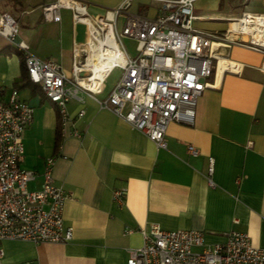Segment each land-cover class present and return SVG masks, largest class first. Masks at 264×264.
Masks as SVG:
<instances>
[{"label": "crops", "instance_id": "obj_1", "mask_svg": "<svg viewBox=\"0 0 264 264\" xmlns=\"http://www.w3.org/2000/svg\"><path fill=\"white\" fill-rule=\"evenodd\" d=\"M57 1L60 20H45L42 6ZM70 1L0 0V14L18 22L13 42L23 41L32 55L55 61L68 76L73 54L90 40L88 26L73 21ZM72 1L84 3L92 16L111 17L124 0ZM252 1L257 7L240 8ZM215 5L232 17L194 13L196 30L244 41L248 37L236 36L229 27L241 13L235 9L264 15V0H212L203 6ZM127 12L153 18L161 6L157 0H132ZM213 51L212 87L198 98L193 124L169 122L165 148H157L99 106L112 90L106 86L109 74L96 91H79L67 103L69 121L62 126L56 106L23 81V53L0 35V100L7 101L16 89L33 108L22 133L20 167L35 172L27 189L41 188L52 159L53 185L71 195L63 223L72 227L67 243L1 241L0 264H126L127 249L140 247L141 232L152 224L166 231H200L205 245L221 243L224 233L237 231L264 248V51L237 43L215 44ZM188 145L196 156L187 152ZM210 160L213 185L208 182ZM115 190H124L122 202L113 199Z\"/></svg>", "mask_w": 264, "mask_h": 264}, {"label": "built area", "instance_id": "obj_2", "mask_svg": "<svg viewBox=\"0 0 264 264\" xmlns=\"http://www.w3.org/2000/svg\"><path fill=\"white\" fill-rule=\"evenodd\" d=\"M131 1L124 0L111 17L107 14L92 16L85 4L78 1L71 0L69 8L74 22L88 26L90 38L95 35L104 39L111 29L123 58L104 75L102 82L114 68L122 70L107 97L98 101L99 106L142 133L157 148H165L168 123L192 125L198 98L205 89L212 87L208 79L215 65L213 45L237 43L264 51V43L254 42L251 34L242 41L237 37L230 39L227 34L196 30L193 23L199 18L193 14L195 0H157L161 13L153 18L128 13ZM60 6L58 1L43 5L44 19L58 22ZM122 14L125 21L118 29L117 19ZM249 17L264 19V15L243 16ZM18 31L17 20L6 12L1 13L0 35L23 53L29 81L38 85L43 95L56 106L61 125L65 126L69 121L67 103L77 98L79 91L92 93L79 83L80 79H87L92 74L86 66L89 42L73 54L68 76L55 61L32 55L23 41L14 43ZM233 32L236 36L244 35L241 31ZM123 38L135 41L134 55L127 53ZM82 115L83 111H79L78 116ZM32 116V106L18 98L16 89L11 91L7 101L0 100V242L67 243L72 239V227L63 223V208L71 195L53 185V160H47L42 173L43 183L36 191L27 189L35 172L20 167L24 153L22 133ZM71 134L80 135L77 131ZM187 152L193 156L198 153L190 145ZM212 172L210 160V185H213ZM124 194V190H115L113 199L122 202ZM141 233L143 244L127 249L126 264H264V248L254 247L246 233L229 231L224 233L223 242L213 245H205L204 233L196 230L166 231L152 224Z\"/></svg>", "mask_w": 264, "mask_h": 264}, {"label": "bare ground", "instance_id": "obj_3", "mask_svg": "<svg viewBox=\"0 0 264 264\" xmlns=\"http://www.w3.org/2000/svg\"><path fill=\"white\" fill-rule=\"evenodd\" d=\"M237 23L238 31H241L245 35L243 36L244 39L247 37V34H251L254 42L264 43V19L249 17L248 19H237ZM223 59H220V61ZM122 61V55L114 40L111 29L108 30L104 39H98L95 35H92L88 43L86 59V66L92 74L87 79H80L79 83L90 90L96 91L101 86L103 77L111 66Z\"/></svg>", "mask_w": 264, "mask_h": 264}, {"label": "rangeland", "instance_id": "obj_4", "mask_svg": "<svg viewBox=\"0 0 264 264\" xmlns=\"http://www.w3.org/2000/svg\"><path fill=\"white\" fill-rule=\"evenodd\" d=\"M212 0H199L197 2L194 3V8H193V14L194 13H197V14H204V15H208V16H215V15H221V16H231L229 13H226L222 11H219L218 10V7L217 5H215V9H208L206 8V6H203L205 3H208ZM225 4V3H223ZM258 4L254 3L253 1L252 2H245V4H243L242 6H240V8H248V9H253L255 8V6L257 7ZM203 6V7H202ZM212 8V7H211ZM230 7H228V10ZM234 10V9H232ZM238 12H241L239 13L240 15H238L236 18L233 19V21H230L232 23V25H229L230 28H232L234 31H238V23H237V19H242L243 16L247 15L248 13H246V9L242 10V9H235ZM242 10V11H241ZM249 15H255V14H249ZM259 15V14H257ZM125 21V17L124 15H120L118 17V20H117V24H118V29H121L123 23ZM228 21V23H230ZM245 36V35H242V37ZM244 39V38H243ZM247 39H245L244 41H246ZM122 44L123 46L125 47L126 51L128 54L130 55H134L136 53L135 51V41L131 40V39H128V38H123L122 40ZM83 60V59H82ZM121 74H122V70L120 68H114L108 75V79L106 81V86L108 88H113V86L116 84V82L119 80V78L121 77Z\"/></svg>", "mask_w": 264, "mask_h": 264}, {"label": "trees", "instance_id": "obj_5", "mask_svg": "<svg viewBox=\"0 0 264 264\" xmlns=\"http://www.w3.org/2000/svg\"><path fill=\"white\" fill-rule=\"evenodd\" d=\"M23 65H24V62H23ZM24 69H25V66H24ZM25 73H26V75H25V77L23 78V81H24L26 84H31V85H33V86L38 87V89L41 91V89H40V87H39L38 85H36V84H32V83L29 81L26 70H25Z\"/></svg>", "mask_w": 264, "mask_h": 264}]
</instances>
